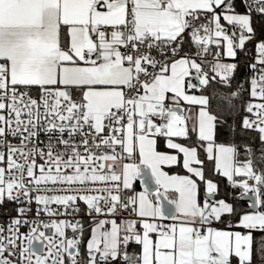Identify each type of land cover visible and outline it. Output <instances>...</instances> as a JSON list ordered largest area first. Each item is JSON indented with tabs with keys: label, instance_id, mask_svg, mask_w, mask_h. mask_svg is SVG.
<instances>
[{
	"label": "snow or ice",
	"instance_id": "obj_1",
	"mask_svg": "<svg viewBox=\"0 0 264 264\" xmlns=\"http://www.w3.org/2000/svg\"><path fill=\"white\" fill-rule=\"evenodd\" d=\"M0 264H264V0H0Z\"/></svg>",
	"mask_w": 264,
	"mask_h": 264
}]
</instances>
